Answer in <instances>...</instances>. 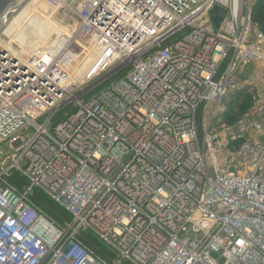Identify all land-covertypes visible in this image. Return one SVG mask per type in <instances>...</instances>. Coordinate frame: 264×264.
<instances>
[{
  "label": "built area",
  "instance_id": "built-area-1",
  "mask_svg": "<svg viewBox=\"0 0 264 264\" xmlns=\"http://www.w3.org/2000/svg\"><path fill=\"white\" fill-rule=\"evenodd\" d=\"M252 9L80 0L63 55L23 57L0 38V264H264V32ZM75 41L98 52L80 84L65 62ZM250 69L252 105L229 123ZM37 191L70 219L49 216Z\"/></svg>",
  "mask_w": 264,
  "mask_h": 264
},
{
  "label": "rangeland",
  "instance_id": "rangeland-1",
  "mask_svg": "<svg viewBox=\"0 0 264 264\" xmlns=\"http://www.w3.org/2000/svg\"><path fill=\"white\" fill-rule=\"evenodd\" d=\"M256 1L258 0H251V3L254 5ZM79 3L80 0H70L69 6L65 7L60 5L59 0H16L6 9L8 11L6 16L7 22L0 21V38L6 40V42L9 40V42L19 43L21 46H24V52H19V49L17 50L23 57H26L33 49L58 45L59 39L66 38L68 40L73 35L77 23L76 7ZM4 31L5 36H2V32ZM94 50L97 54V50L94 47L83 44L80 41H75L74 44H71L69 51L75 52L78 56L80 55L78 59L79 63L75 68L76 81H73V78H71L73 83L80 84L84 80V73L87 69H84L80 79L79 72L83 65L95 54L93 53ZM63 51L64 49H61L59 55H63ZM65 53L66 55L68 54V52ZM80 60L82 61L80 62ZM76 62L77 60L73 64L76 65ZM251 72L252 70L250 69L244 76L238 78L237 81L240 83L239 89L226 102L224 114L225 120L229 123H233L236 117L243 114L252 105L253 94L255 92L250 91V88L258 86V80L254 75H250ZM69 73L71 75L70 71ZM72 76L75 77V75ZM245 81H250L252 86H247ZM251 93L253 94L251 95ZM247 97L250 102L244 111L242 108H245ZM240 109L244 112L239 113L241 112ZM74 110L75 108L72 107L66 113L70 114ZM65 118L66 114H63L58 116L56 120H63ZM207 120L206 116L202 115L200 122L202 125H205ZM32 131L33 128L29 132ZM211 255L215 259H219L220 263L225 262V259L221 258L217 252H212Z\"/></svg>",
  "mask_w": 264,
  "mask_h": 264
},
{
  "label": "trees",
  "instance_id": "trees-1",
  "mask_svg": "<svg viewBox=\"0 0 264 264\" xmlns=\"http://www.w3.org/2000/svg\"><path fill=\"white\" fill-rule=\"evenodd\" d=\"M252 18L254 22L258 25L259 29L264 32V0H258L255 2L252 9ZM249 102L250 101H248L247 97V103L245 104V108L243 107L242 110H246L247 106L249 105ZM242 110L240 109L241 112L239 113H243L245 111ZM226 114L228 115V113ZM238 117H236V119ZM236 119L234 121H236ZM9 182L18 187H22L25 184L24 179H22V177H20L18 174H12L9 177ZM32 200H34V202L38 206L43 208L49 214V216L53 217L60 223H65L70 219L69 215L64 210L58 208L44 194L37 191L34 195H32ZM81 238L88 246L93 248L100 255L107 258L109 257V252L106 249L105 245L102 244L96 237L89 234H82ZM109 259H111V257Z\"/></svg>",
  "mask_w": 264,
  "mask_h": 264
},
{
  "label": "bare ground",
  "instance_id": "bare-ground-1",
  "mask_svg": "<svg viewBox=\"0 0 264 264\" xmlns=\"http://www.w3.org/2000/svg\"><path fill=\"white\" fill-rule=\"evenodd\" d=\"M66 7V6H65ZM7 13H8V11H6L5 12V15H4V18H6V16H7ZM67 42V40H66V38H62V39H59V42H58V45H57V51H59L62 47H63V45L65 44ZM23 43V42H22ZM26 45V44H25ZM9 50H11V51H13L14 53H17V55L19 54L20 55V53L19 52H21V51H25L24 50V46H21L19 43H15V42H9V40L6 42V45H5ZM16 46V47H15ZM19 49V50H18ZM19 51V52H16V51ZM35 50H37V49H35ZM34 49H33V51H35ZM32 51V52H33ZM89 53V52H88ZM93 53H95L92 57H91V59L90 60H88L84 65H83V67L81 68V70H80V72H79V79H80V77H81V75L83 74V72H84V69H87V71L91 68V66H92V64L94 63V61H95V59H96V57L98 56V54H96V52H95V50L93 51ZM98 53V52H97ZM29 54H31V52H29ZM28 54V55H29ZM80 56V55H79ZM79 56L77 55V54H75V52H69L68 53V55L67 56H65V62H66V65H67V69L71 72V78H73V81H76V74H75V68L77 67V65H78V59H79ZM77 60V62H76V65L75 64H73V62H75ZM83 60V59H82ZM82 60H80V62L82 61ZM84 74H86V72L84 73ZM72 75H75V77H73Z\"/></svg>",
  "mask_w": 264,
  "mask_h": 264
},
{
  "label": "water",
  "instance_id": "water-1",
  "mask_svg": "<svg viewBox=\"0 0 264 264\" xmlns=\"http://www.w3.org/2000/svg\"><path fill=\"white\" fill-rule=\"evenodd\" d=\"M16 0H0V17L3 15V13L6 11V9ZM211 17L213 19L214 25L216 28H219L224 14H225V10L215 6L211 12Z\"/></svg>",
  "mask_w": 264,
  "mask_h": 264
}]
</instances>
